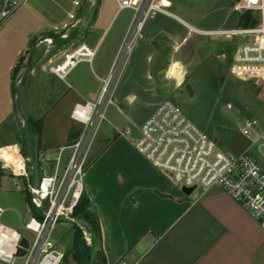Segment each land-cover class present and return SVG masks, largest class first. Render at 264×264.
I'll return each mask as SVG.
<instances>
[{
	"label": "crops",
	"instance_id": "0c3cea01",
	"mask_svg": "<svg viewBox=\"0 0 264 264\" xmlns=\"http://www.w3.org/2000/svg\"><path fill=\"white\" fill-rule=\"evenodd\" d=\"M49 1L55 6L53 10L35 8L29 11L34 22L29 34L33 37L32 53L18 79L23 83L29 75L35 80L36 104L41 109L29 101V114L24 117L41 120L39 156L56 157L59 149L69 143L70 134L80 132L81 129L75 130L70 121L73 120L70 117L72 108L78 102L97 100L104 81L112 74L110 95L115 104L109 106L106 113L113 135L92 154L85 175L84 193L100 226V236L88 230L89 236L83 237L87 240L86 249L91 247V251L100 240L93 264L122 261L136 264H264V229L245 207L219 187L197 197L185 195L172 180L153 167L128 138L115 130L116 126L124 127L132 121L128 109L139 96L155 98L153 102L149 101L151 113L168 100L165 99L163 80L177 82L168 74V68L172 67L175 72L184 69L177 56L191 38L214 36L220 42L216 48L225 49L227 43L223 38L229 35L222 31L242 24L245 11H240L238 5L243 2L235 5L234 0H210V3L198 0L182 5L168 0L174 10L169 8L170 14L152 15L146 21L141 37L133 41L130 50L115 64L134 12L125 30L116 31L105 42L106 31L114 17L107 19L106 12L97 7L87 24L94 0H82L80 7L74 5V0ZM224 10L229 14L235 12L236 16L233 19L229 14L223 17ZM70 13H76L80 22L69 31L68 39H61L55 27L61 28L68 22ZM210 14L218 15V18L209 19ZM80 44L95 51L93 58L81 60L68 71L65 79L54 74L50 68L59 65L64 55ZM219 58L225 61L224 51ZM232 62L233 57L231 74ZM50 76L64 88L49 87ZM53 95L54 101L49 107L45 106V100ZM36 111H39L38 115L34 114ZM34 142L38 143L36 135ZM11 146L9 142L0 144L2 150ZM247 149L264 164V151L261 154L257 147H251L250 141ZM65 157L66 154L63 160Z\"/></svg>",
	"mask_w": 264,
	"mask_h": 264
},
{
	"label": "built area",
	"instance_id": "2783aa9c",
	"mask_svg": "<svg viewBox=\"0 0 264 264\" xmlns=\"http://www.w3.org/2000/svg\"><path fill=\"white\" fill-rule=\"evenodd\" d=\"M117 10L132 9L134 16L119 55L123 57L135 39L141 37L146 21L155 13L170 14L168 0H115ZM80 7L82 0H74ZM17 5V0H6ZM240 11L258 10L259 23L251 28L222 31L226 35H251L242 43L233 56L232 73L240 79H256L264 82V0H243ZM6 12L3 11V15ZM69 21L55 27L61 39L69 38V31L80 22L76 13L69 14ZM48 42L52 43L51 39ZM95 51L80 44L64 55L62 62L50 70L62 79L81 60H91ZM112 74L104 81L101 94L95 101L78 102L70 117L83 125L79 136L61 147L56 157L39 156L37 187L30 182L33 175L31 159L21 147L11 149L12 160H7L0 147L1 172L9 170L12 179L21 177L27 183L34 208L42 212L31 215L28 221L20 218V229L0 221V261L6 264H61L64 254L53 240V232L62 218L74 219V210L85 192V175L90 151L96 139L100 123L106 111L115 101L110 95ZM120 111V110H119ZM117 133L128 138L135 149L160 173L168 177L180 189L191 187V195L200 196L213 187H219L247 209L264 229V164L249 149L232 153L219 148L217 138L197 126L172 100H164L141 124L131 121L124 127H115ZM241 133L250 141L251 147L264 151V126L259 119L247 118L240 125ZM66 154L63 160V155ZM47 163H51L48 167ZM64 163V164H63ZM64 166V168H62ZM63 169V170H62ZM50 170L51 173H47ZM43 171V175L40 172ZM46 172V174H45ZM16 188L19 184L14 180ZM35 194V196H32ZM44 210L41 211L40 208ZM5 209L0 206V218ZM33 209H28L32 214ZM32 234L30 239L25 233ZM28 240L25 253L18 255L22 238ZM117 264H136L122 261Z\"/></svg>",
	"mask_w": 264,
	"mask_h": 264
},
{
	"label": "rangeland",
	"instance_id": "374dc122",
	"mask_svg": "<svg viewBox=\"0 0 264 264\" xmlns=\"http://www.w3.org/2000/svg\"><path fill=\"white\" fill-rule=\"evenodd\" d=\"M193 1L198 0H174V2L182 5ZM207 1L210 3V0ZM17 2V5H10L6 4V0H0V20L3 18L0 22V144L4 142H9L12 145L18 144L22 153L24 151L25 156L31 159L30 165H33V143H35V135L38 129L35 126L30 134L23 131L16 103L24 116L29 114L27 111L29 101L32 105L34 104V107L37 106L41 109V106L36 104L38 97L36 88L33 89L34 77L26 76L23 83L18 82V79L32 53L33 37L31 38L29 34H31L30 30H32L34 22L29 11L35 8L53 10L55 6L49 0H17ZM241 2L243 0H234L233 3L236 5ZM97 7L100 11L106 12L107 19L114 17L106 31L105 42H108L116 31L125 30L133 15V10L129 8L122 9L116 14L117 4L115 0H99ZM170 10L174 9L170 8ZM3 11L6 12L5 15H3ZM218 13L220 14V12ZM228 14V11L222 12L223 17ZM235 16V12H230V19ZM211 17L216 20L218 15L210 14L209 19H212ZM259 18L258 11L245 10L241 20L242 24L232 28L254 27L259 23ZM253 21L255 22L252 24ZM245 23H247L246 26L243 25ZM226 37L223 39H225L227 47L223 50L216 48L220 42L215 40L214 36L191 38L181 54L177 56V60L181 62L180 64L184 69L175 72L172 67L168 68V74L180 84H177L174 79H165L163 80V87L166 93L165 99L176 102L197 126L209 135L216 137L220 149L232 153H241L249 145V139L240 131L242 121L245 118H256L264 125V98L260 100L255 92V88L264 87V82L254 78L243 80L230 72L234 51L242 43L249 41L252 36L229 35ZM223 51L225 52V61H221L219 58ZM190 54L192 57L189 56ZM120 59L121 55L116 58L115 64ZM23 73L25 74V72ZM47 85L51 88L53 86L58 87L59 90L64 88L54 76L48 79ZM32 92H34L33 95ZM54 96L48 97L44 105L49 107L54 101ZM222 97H225L229 102H225ZM154 99L139 96V100L128 109V116L131 117V120L138 124L143 123L152 114L149 101L153 102ZM34 114L38 115L39 111L34 112ZM70 121L75 126V130L83 128L82 124L73 120ZM112 133L111 121L106 113V118L100 123L96 141L91 148L88 166L92 161V154L97 151L101 144L103 145L107 137L113 135ZM40 158L42 159L43 155ZM47 165L49 167L51 163H47ZM47 173L49 174L51 171L48 170ZM43 174L41 171L40 175ZM1 175L0 206L5 209V212L0 221L20 229V218L26 222L31 215L39 216L42 212L34 208L27 183L23 178L15 177L12 179V173L9 170L2 171ZM14 180L19 184L20 189L16 188ZM30 182L32 185L34 184L33 175L30 177ZM28 209H33V213L28 214ZM79 227L82 229V237L89 236L85 227L70 220L60 221L55 227L53 240L56 242L57 248L64 254L61 264H88L89 259L86 256L90 253L89 249L86 250L87 254L81 262L77 261V252L78 249L79 251L81 249V240L83 239L77 235ZM24 233L33 239L31 233L25 231ZM0 264L6 263L0 261ZM16 264H23V260H17Z\"/></svg>",
	"mask_w": 264,
	"mask_h": 264
},
{
	"label": "trees",
	"instance_id": "16d2710c",
	"mask_svg": "<svg viewBox=\"0 0 264 264\" xmlns=\"http://www.w3.org/2000/svg\"><path fill=\"white\" fill-rule=\"evenodd\" d=\"M2 19L0 20V22L2 21ZM254 22L255 21H253L252 24ZM243 25L246 26L247 23H245ZM18 69H19V64H18ZM255 92L257 93V95H259L260 98H262V99L264 98V87L255 88ZM27 121H28L30 133L33 132L32 129L35 126H36L35 128L38 129L36 135L38 137V149L40 151V149H41V147H40L41 120L29 119ZM79 133H80L79 131L71 133L70 137H69V143L71 141H73L74 139H76L79 136ZM23 154H24V151H23ZM90 206H91L90 200H89L88 196L84 193L83 196L81 197V200H80L78 206L74 210V215L86 219L93 226V228H94L93 232H95L97 234V236H100L99 222H98L96 214L92 211ZM77 235H80V237L83 238L82 237V229L80 227L77 230ZM88 249H89V252H90L91 251V247L88 248ZM88 249H86L85 240L82 239L81 240V249H80V251L78 249V252H77V261L78 262H81L83 257L86 256V254H87L86 250H88ZM75 255H76V253H75ZM86 257L89 259L90 258V253ZM66 260H67V256H66Z\"/></svg>",
	"mask_w": 264,
	"mask_h": 264
},
{
	"label": "water",
	"instance_id": "95a60500",
	"mask_svg": "<svg viewBox=\"0 0 264 264\" xmlns=\"http://www.w3.org/2000/svg\"><path fill=\"white\" fill-rule=\"evenodd\" d=\"M98 1L99 0H94V2H93L92 9H91L89 17L87 19V24L90 23V21L92 20V18L94 16V13H95L96 8H97ZM28 62H29V60H28ZM222 98H223V100L225 102H229L225 97H222ZM16 109L18 111L19 118H20V120L22 122V125H23V131L25 133H27V134H30L28 121L25 119L24 115L19 110V106H18L17 103H16ZM33 177H34V184L33 185H34V187H37L38 178H39V149H38V143L37 142L35 143L34 153H33ZM181 191L185 195L190 196L192 194V192H193V188H191V187H182ZM32 196H35V194H33ZM40 210L43 211L44 208L41 207ZM60 221H69V219L68 218H62V219H60ZM70 221H73V222L81 225L82 227H85L90 232L94 231L93 226L86 219H84L82 217L74 216V219L70 220ZM21 245L23 246V248L19 249L18 255H23L25 253V249L24 248L28 247V240L26 239V237L22 238ZM99 246H100V240L98 239V241L93 245V248H92V251H91V256H90L88 264H93L94 257H95V255H96V253L98 251Z\"/></svg>",
	"mask_w": 264,
	"mask_h": 264
},
{
	"label": "bare ground",
	"instance_id": "6f19581e",
	"mask_svg": "<svg viewBox=\"0 0 264 264\" xmlns=\"http://www.w3.org/2000/svg\"><path fill=\"white\" fill-rule=\"evenodd\" d=\"M11 149H13V150L16 149V146L13 145V146H11V147L8 148V149H4V150L1 149V152H2L3 156H4L7 160H12V158H13V155L10 153Z\"/></svg>",
	"mask_w": 264,
	"mask_h": 264
}]
</instances>
